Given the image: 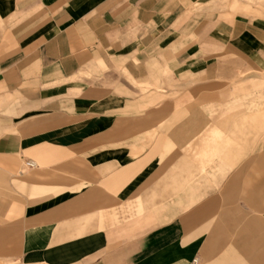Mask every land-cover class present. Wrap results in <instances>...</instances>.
Wrapping results in <instances>:
<instances>
[{"label": "crops", "instance_id": "1", "mask_svg": "<svg viewBox=\"0 0 264 264\" xmlns=\"http://www.w3.org/2000/svg\"><path fill=\"white\" fill-rule=\"evenodd\" d=\"M195 259L264 264V0H0V264Z\"/></svg>", "mask_w": 264, "mask_h": 264}, {"label": "built area", "instance_id": "2", "mask_svg": "<svg viewBox=\"0 0 264 264\" xmlns=\"http://www.w3.org/2000/svg\"><path fill=\"white\" fill-rule=\"evenodd\" d=\"M35 165H36V162H35V161H28V162H27V166H28L29 168H34ZM192 264H199L198 259H195V260L192 262Z\"/></svg>", "mask_w": 264, "mask_h": 264}]
</instances>
